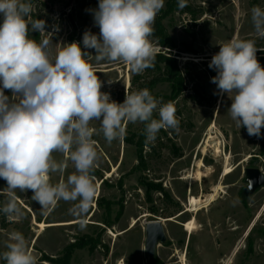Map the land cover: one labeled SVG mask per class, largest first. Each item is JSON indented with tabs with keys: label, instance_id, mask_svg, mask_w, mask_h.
Returning <instances> with one entry per match:
<instances>
[{
	"label": "rangeland",
	"instance_id": "374dc122",
	"mask_svg": "<svg viewBox=\"0 0 264 264\" xmlns=\"http://www.w3.org/2000/svg\"><path fill=\"white\" fill-rule=\"evenodd\" d=\"M32 4L31 19L46 22L54 45L78 42L83 51L96 54L94 49L84 48L82 41L85 31L99 36L94 22L99 0H33ZM188 5L189 10H177L163 20L177 45L172 53L186 89L174 100L166 97L170 94L166 82L153 92L162 103L174 104L179 129H161L154 142H145L141 169L134 168L138 164L136 145L126 139L136 141L144 123L125 122L123 140L110 144L102 133L94 134L99 155L93 172L97 194L85 217L86 229L80 230L78 218L69 213L72 202L61 200L44 212L31 199V190H17L24 216L10 220L0 211V253L7 250L8 234L19 231L38 264H59L66 248L85 236L98 239L97 247H76L71 264H148L145 225L163 219L168 240L158 246L156 264H183V258L186 264H264V186L244 194L246 169L264 172V132L261 130L260 137L249 136L245 127L237 126L228 113L232 100L211 82L217 71L209 68L220 45L232 39L255 40L257 60L264 67L259 50L264 49V38L256 35L251 21V9L264 8V0H189ZM48 33L30 30L29 36L39 42ZM149 39L159 52L168 51L154 37ZM187 46L193 52L187 51ZM89 62L102 82L101 91L117 103H122L126 94L139 91L138 83L157 73L145 69L136 74L122 62ZM134 75L142 77L136 85L132 84ZM4 94L10 99L13 96L8 89ZM153 117L159 119L158 109ZM90 126L99 130L100 122L92 121ZM53 156L58 161L65 158L59 153ZM200 162L205 176L199 180ZM227 166L232 171L224 176ZM74 171L69 163L63 176L50 174V182L66 181ZM141 181L161 185L162 190H148ZM6 186L0 179V189ZM211 195L214 198L209 201ZM191 196L202 198L198 212L187 211ZM5 200L6 196L0 195V208ZM121 201L124 212L117 218ZM192 219L195 228L190 233L185 224ZM39 223H45V229ZM0 264L6 262L0 259Z\"/></svg>",
	"mask_w": 264,
	"mask_h": 264
},
{
	"label": "clouds",
	"instance_id": "9594fccd",
	"mask_svg": "<svg viewBox=\"0 0 264 264\" xmlns=\"http://www.w3.org/2000/svg\"><path fill=\"white\" fill-rule=\"evenodd\" d=\"M164 2L99 0L94 10L99 36L85 31L82 41L84 48L95 50L93 56L78 42L54 45L46 22L31 19V0H0V179L7 185L0 189L6 196L0 211L8 219L24 216L16 191L31 190V199L44 212L61 200L72 202L69 213L85 230V217L97 194L93 172L99 155L94 134L102 133L110 144L123 140L125 122H142L146 143H151L161 129H179L172 102L162 103L145 88L117 103L101 91L102 82L89 62H122L136 74L153 67L159 49L149 37ZM177 6L187 7V0H178ZM251 21L256 35L264 38V8L254 6ZM30 30L48 36L38 42L30 38ZM257 51L255 40L232 39L220 45L209 68L217 71L211 82L232 100L228 109L232 120L249 136L260 137L264 67ZM5 89L11 90V99ZM157 109L159 119L153 118ZM92 121L100 122L99 130L90 126ZM53 153L65 158L58 161ZM69 163L75 171L66 181L51 183L50 174L63 176ZM5 247L0 259L6 264H38L21 232H10Z\"/></svg>",
	"mask_w": 264,
	"mask_h": 264
},
{
	"label": "trees",
	"instance_id": "16d2710c",
	"mask_svg": "<svg viewBox=\"0 0 264 264\" xmlns=\"http://www.w3.org/2000/svg\"><path fill=\"white\" fill-rule=\"evenodd\" d=\"M33 2V0H31ZM189 0H187V7L180 9L177 6L178 0H165L164 7L160 10V14L157 15L155 22L153 24L154 33L152 37H154L159 45L168 48V51L166 52H159L156 56L154 66L147 68L148 71H156L157 73L149 80H144L143 83H138L139 80H141L140 75H134L132 78V84L136 85L138 83L139 90L141 89H148L151 94L153 95L154 88L159 83H168L170 86V94L166 95L169 100H174L177 98L185 89H186V83L185 78L182 75L180 69L178 68L177 64V58L176 55L172 53V51L176 48V43L170 36V34L167 32L163 20L168 17L169 15L173 14L177 10H189L188 5ZM2 17V14H0V18ZM187 51L193 52V48L191 46H187ZM262 54V58L264 59V51L260 52ZM154 118V117H153ZM145 125V124H144ZM261 130L264 132V127L261 128ZM127 142H134L137 148V156H138V164L135 165V169H141L145 165V157H144V146L146 142V137L143 133L139 136V138L136 141H132V139L127 138ZM264 145V143H263ZM144 186H147V189H154L161 191V185H157L154 183H147L144 181H141ZM152 186V187H151ZM120 208L117 214V218H120L124 212V204L123 201L120 203ZM108 210H110L108 208ZM106 224H109V221L106 222ZM98 239L92 238V237H83L79 238L77 241L73 242L70 246L66 248V251L59 259V264H71V257L72 252L76 247H88L90 250H95L97 247ZM49 261L53 262V259H49ZM158 263V259L152 258L148 261V264H156Z\"/></svg>",
	"mask_w": 264,
	"mask_h": 264
},
{
	"label": "water",
	"instance_id": "95a60500",
	"mask_svg": "<svg viewBox=\"0 0 264 264\" xmlns=\"http://www.w3.org/2000/svg\"><path fill=\"white\" fill-rule=\"evenodd\" d=\"M246 180L248 186L245 188L244 194H252L258 188L264 186V172L260 168H247ZM250 181L251 186H250ZM163 219L147 222L145 225V241L144 253L146 258L152 259L157 254V248L160 244L166 243L168 240Z\"/></svg>",
	"mask_w": 264,
	"mask_h": 264
},
{
	"label": "bare ground",
	"instance_id": "6f19581e",
	"mask_svg": "<svg viewBox=\"0 0 264 264\" xmlns=\"http://www.w3.org/2000/svg\"><path fill=\"white\" fill-rule=\"evenodd\" d=\"M210 138H212V136H210ZM199 165H200V168H199V170L197 172V179L200 180V179H202V177L205 176V174L202 171L203 163L200 162ZM231 171H232V168H230L229 166H227L225 168V170H224V176L225 175H228L229 173H231ZM213 198H214V195H211L208 200L209 201H212ZM201 205H202V198H198V197L191 196L190 197V204H189L190 207L187 208V211L198 212V210H200L201 207L203 206V205L202 206ZM135 224H136V220H133L132 221V226H134ZM39 225H40V227H41L42 230L45 229V226H46L45 223H39ZM185 227H186V230L188 232L192 233L193 230H194V228H195L193 219L191 221H189L188 223H186L185 224ZM182 262H183V264H186V261H185L184 258H183Z\"/></svg>",
	"mask_w": 264,
	"mask_h": 264
}]
</instances>
